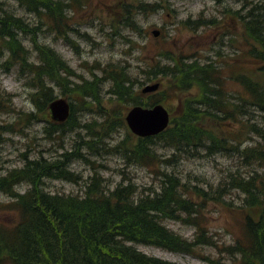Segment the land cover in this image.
I'll return each mask as SVG.
<instances>
[{"label":"rangeland","instance_id":"1","mask_svg":"<svg viewBox=\"0 0 264 264\" xmlns=\"http://www.w3.org/2000/svg\"><path fill=\"white\" fill-rule=\"evenodd\" d=\"M140 2L145 5L140 7ZM0 3L3 11H11L36 25L39 33L33 36L34 40L50 46L69 64L64 68L66 86L56 88L55 94L71 100L73 116L77 118L76 127L65 133L51 136L47 132L49 123L43 120L46 115L37 111L33 102V75L24 69L29 67L21 66L25 63L12 58V50L6 48L0 38V176L16 168H26L29 165L26 158L65 159L66 153L69 156L78 149L85 157L72 161L69 156L63 163L82 180L73 183L51 177L45 180L48 191L84 195L91 177L97 175L95 183L100 186L99 191L115 190L122 182L125 186L133 183L137 187L133 198L137 201L161 195L166 187L165 173L178 175L181 183L187 184L183 189L198 203L202 226L213 244L209 245L211 239L197 244L192 253L158 245L129 244L149 256L178 264H231L227 247H235L237 238L242 237L246 216L258 212L257 207H245L251 197L246 190L247 193L236 188L235 183L237 179L240 182L250 179L254 170L264 173V161L255 159L253 163L257 166H247L235 154H208L205 149L186 153L159 142L155 145L158 160L149 166L146 162L130 163L115 145L129 135L127 141L131 145L124 150L131 154L138 143L139 138L130 133L125 117L133 105H138L135 101L150 102L151 94H142L146 86L161 84L156 95L176 120L184 114L188 103L199 99V89L193 80L184 83L179 75L167 73L175 66L188 68L194 62L200 66L211 63L224 70L225 94L240 93V97L246 98L238 77L262 79L264 65L249 53L251 41L248 42L245 22L253 6H258L264 14V0H88L85 7L68 11V15H72L68 24L75 29L68 33H61L56 23L50 28L49 21L28 12L15 0H0ZM153 4L157 7H152ZM261 18L264 22V16ZM155 30L160 32L158 37L153 34ZM21 38L30 51L28 64L40 66L42 62L34 53L32 38L25 34H21ZM4 61L12 68L3 67ZM74 82L88 84V89H84L95 90L97 99L81 100L75 94L73 98L66 95L65 92L74 88ZM91 83H95V87ZM128 88L127 94L119 95V90L126 93ZM233 102L239 106L242 103ZM35 110L37 112L31 115ZM250 111V116H241L243 125L234 123L231 118L220 121L215 117L214 120L206 114V123L202 126L215 131L246 129L247 123L264 127L263 114L253 107ZM107 127H114L115 132L105 131ZM88 141L93 143L91 150L85 144ZM258 141L259 138L251 134L242 147L254 146ZM57 174L55 172V178ZM26 188L21 185L17 190L23 193ZM179 191L182 199H188L181 188ZM12 201L9 194L0 192V223L11 224L17 219ZM182 216L186 214L181 212L179 218ZM164 219L163 225L185 238L184 241L200 243V230L193 223Z\"/></svg>","mask_w":264,"mask_h":264},{"label":"trees","instance_id":"2","mask_svg":"<svg viewBox=\"0 0 264 264\" xmlns=\"http://www.w3.org/2000/svg\"><path fill=\"white\" fill-rule=\"evenodd\" d=\"M87 2L88 0H19V4L26 10L38 14L43 20L49 21L50 28H53L52 23H56V27L61 33H68V30H71L67 23L69 15L65 12L71 8L74 10L77 7L80 8L81 5ZM139 4H141L140 7L145 5L144 2ZM1 6L0 3V10L3 11ZM259 15L264 16L258 6H253L249 11L246 32L248 42H253H249V44L253 48L256 46L251 51L253 59L264 65V22ZM2 16H0V38L5 43L6 48L12 50L14 59H19L25 63L21 66L29 67L28 69L23 68L32 73L31 85L35 88L33 102L37 110L46 115L43 120L49 123V126L46 127L47 132L54 136L76 127L77 118L73 114L68 122L57 124L51 121L48 111L50 102L56 99L54 84L57 87L66 86L64 60L53 49L40 44L38 40H34L33 36L39 33L36 25L28 23L20 16H15L11 11H3ZM21 34L32 36L33 47H36L38 51H34V53L38 54L40 62H42L40 66L28 64L30 51L20 38ZM39 44L40 47H38ZM197 66L195 64L188 65V68L186 66L182 68L175 66L168 70L167 73H170L171 76L179 75L184 83L193 80L199 87V100L186 105L183 116L179 120L172 121V124L175 125L173 128L157 136L139 139L131 154L124 150L130 147L131 144L120 143L117 148L122 149V156L128 159L130 163H143L145 160L146 164L152 166L158 160L155 145L159 142L173 147L176 151H185L186 153L199 152L201 149L214 154L220 151L233 153L247 166H257L253 163L255 159L264 161L263 126L254 125L250 129L240 130L231 128L228 131H215L202 126L206 123V114H209L211 118L214 117V120L215 117L221 121L231 118L236 123L234 118L242 119V113L247 116L251 115L250 107L258 109L263 114L264 119V69L262 70V79L255 80L250 76L238 78L245 87L247 95L246 99L241 97L242 103L239 106L231 102V95L224 92V85L221 81L223 77L219 70L221 68L218 69L213 65L203 66L202 68ZM91 84L95 87V83ZM132 85L130 84V86ZM73 86L74 88H70L65 92L66 95L73 98L72 94H75L78 96L77 99L81 100H86L89 97L97 99L94 93L95 90L89 89L88 91L84 89V87L88 89V84L80 85V83L74 82ZM113 90L115 92L116 89ZM129 90L130 88L126 93H121L122 91L119 90L118 93L124 95ZM148 99L150 102L138 100L135 101V104L152 106L160 100L158 96H151ZM73 113H75L74 109ZM31 115H34V113H31ZM104 130L110 133L115 132L114 127H107ZM251 134L260 136L262 143L258 141L256 145L242 150L244 142ZM85 144L90 150L93 149V143L88 141ZM66 154L65 159L62 157V159L53 161L26 158V160H29L27 163L29 165L25 166L26 168L13 169L5 176H0V192L9 194L13 199L12 203L13 206L16 205L14 209L18 215V218L11 224L3 225L2 223L1 225L0 223V264H6V262L10 264H178L151 257L126 242L158 245L164 249L190 253L193 252L197 244L208 243L209 239H211L209 245L213 244L212 238L206 236V228L202 226L201 210L198 209V203L193 200V195L188 194L183 189L182 186H187V184L181 183L178 175L165 173L166 187H164L162 194L155 198H143L137 201L133 198L137 191L134 184L120 185L113 192L99 191L100 186H96L95 183L98 178L97 175L91 177V182L86 187L84 195H60V193L48 192L46 182L44 184L43 181L51 177L54 180H66L73 183H79L82 180V177L77 176L71 167L63 161L68 160L70 157L73 161L75 158L85 157V155L81 150L72 152L69 155L70 157L68 156L69 153ZM174 156L176 157L177 154L175 153ZM132 157L134 159H130ZM55 172L58 173L56 178ZM24 183L31 186V190L20 195L15 188L24 185ZM235 185L237 188L246 190L248 193L245 192L251 197V199L248 197V203L245 207H257L258 212L246 216L243 222L244 232L242 237L237 238L235 247L230 246L226 250L232 257L233 264H264V173H257L254 170V173L250 174V179L243 180V182L237 179ZM179 188L183 190L188 199H182L179 196L181 195ZM189 189L190 191L195 190V188ZM73 202L79 205L80 208L76 211L80 212L71 215L69 211L61 213L56 210L57 207L62 208L63 206L66 209L71 208ZM69 203L72 205H68ZM181 212H184L186 216L179 218ZM56 213L58 219H56ZM82 213L87 215L86 219L81 217ZM164 218L188 220L193 223L200 230L198 235L200 243L190 240L188 242L184 241L179 234L163 225ZM41 221L47 222L46 226L40 227ZM69 223L72 226L71 228ZM129 224H131V227H129ZM109 231L111 232L109 233ZM130 234L138 236L134 237ZM102 235L107 237L103 239ZM72 238L76 239L77 242H71ZM72 243L80 245L79 249L72 250V252L76 251L75 257L81 256L80 251L84 250L87 253L94 252L93 257L85 258L82 255L77 261L68 263L71 260L70 258L67 259V262H64L66 257L64 254L57 255V249L64 245L70 246ZM120 246L123 247V250ZM55 247L56 249L53 251ZM50 253L56 254L50 255Z\"/></svg>","mask_w":264,"mask_h":264},{"label":"bare ground","instance_id":"3","mask_svg":"<svg viewBox=\"0 0 264 264\" xmlns=\"http://www.w3.org/2000/svg\"><path fill=\"white\" fill-rule=\"evenodd\" d=\"M15 1H17L18 3H19V0H15ZM87 3H85L84 5H81V7L80 8H83V7H85V5H86ZM157 4H153V6H155V7H157L156 6ZM80 8H76V9H80ZM1 9V8H0ZM71 10V9H70ZM28 11V10H27ZM69 11V10H68ZM68 11L67 12H65V14L67 13L68 14ZM29 12V11H28ZM30 13H32V12H30ZM0 16H2V13H0ZM16 16V15H15ZM72 16V15H71ZM71 16H69V18H68V20L71 18ZM2 17H4V16H2ZM1 18V17H0ZM68 20H67V23H68ZM194 21H196V20H194ZM248 21V20H247ZM28 22V21H27ZM188 22V21H187ZM29 23V22H28ZM194 23V22H193ZM196 23H198V22H196ZM245 23H247V22H245ZM188 24V23H187ZM191 24V23H190ZM69 25V24H68ZM193 25V24H192ZM196 25V24H195ZM69 28L71 29V30H75L71 25H69ZM190 28H192V27H190ZM197 29V28H196ZM52 30V29H51ZM56 31V30H55ZM80 31V30H79ZM76 32V31H75ZM64 35V34H63ZM69 35V34H68ZM83 35H85V33L83 34ZM87 35V34H86ZM26 36H29V37H32L31 35H26ZM155 37H158L159 36V34L158 35H154ZM70 38H71V36H69ZM20 38H21V35H20ZM69 38V39H70ZM22 39V38H21ZM66 39V38H65ZM71 40V39H70ZM23 41V40H22ZM76 42V41H75ZM40 44H42V45H46V46H48L47 44H44V43H40ZM40 44H39V46L38 47H40ZM42 45H41V47H42ZM250 45V49H249V53L251 54V51L256 47H252V45L251 44H249ZM50 46H48V48H49ZM51 48V47H50ZM257 48H258V46H257ZM28 49V48H27ZM29 50V49H28ZM46 50V49H45ZM35 51H37V48L35 47ZM9 54H10V50L9 51H7ZM38 52V51H37ZM43 53V52H42ZM42 53H40V54H42ZM49 53V52H48ZM47 53V54H48ZM44 54V53H43ZM47 54H45V55H47ZM50 56V55H49ZM52 56V55H51ZM53 58H54V56H52ZM13 59H14V57H12ZM30 58H31V55H30ZM40 57L38 56V61L40 62V59H39ZM52 58V59H53ZM63 59V58H62ZM15 60V59H14ZM64 60V59H63ZM64 63H65V66H69V64L64 60L63 61ZM197 62H194V63H192V64H195V65H198V64H196ZM4 64L5 65H3V67H5V68H7L8 69V67L9 68H12L11 66H8L7 65V61H4ZM54 64V63H53ZM57 64H58V62H57ZM191 64V65H192ZM182 65V64H181ZM59 66V65H58ZM186 65H182V67H185ZM204 66V65H203ZM203 66H200V65H198L197 67H203ZM220 71H221V74H222V77H223V79L221 78V81H222V84L224 85V81L226 80V76H224L223 74H224V70L223 69H219ZM52 72V71H51ZM75 76V75H74ZM239 77H241V76H239ZM238 77V78H239ZM49 80V79H48ZM238 82H240L239 80H238ZM241 83V82H240ZM241 85H242V83H241ZM242 87L245 89V87L242 85ZM224 88V87H223ZM33 92V91H32ZM8 95V94H7ZM10 95V94H9ZM239 95H240V93H236V94H232L231 95V98H232V100H231V102H233V101H241V97H239ZM235 96V97H234ZM9 97V96H8ZM56 97V96H55ZM60 98H62V99H66V98H63V97H60ZM247 98V97H246ZM245 98V99H246ZM53 99H54V97H53ZM7 100V99H6ZM197 100H199V99H197ZM242 102V101H241ZM159 105H161V106H163V104H159ZM184 112V111H183ZM244 113H242L241 115H243ZM172 114H171V112H170V116H171ZM245 115V114H244ZM183 116V115H182ZM182 116H180L179 118H181ZM245 116H247V115H245ZM172 117V116H171ZM172 119H173V121L176 119V118H173L172 117ZM221 121V120H220ZM234 121L235 122H237V123H239V124H242V122H243V120L242 119H239V118H237V117H235L234 118ZM82 122V121H81ZM244 123V122H243ZM243 125V124H242ZM254 125H256V126H258V127H260V125L258 124V123H247L244 127L245 128H249L250 129V127H254ZM175 125L174 124H171L170 126H169V128L168 129H170V128H173ZM264 128V127H263ZM128 129H129V131H130V133L132 134V135H134V136H136V137H138L139 139H143V137L142 136H140V135H138L131 127H128ZM163 133V131L162 132H160L158 135H160V134H162ZM255 135V134H254ZM153 136H157V134L156 135H151V136H148V138L149 137H153ZM257 136V135H256ZM258 138H259V142H261L262 143V138L260 137V136H257ZM127 138H129V135L125 138V139H123V140H121L120 142L122 143V142H126V145L129 143V141H127ZM2 141V140H1ZM119 142V143H120ZM119 143L117 144V145H115L116 147L117 146H119ZM112 148H114V146L112 147ZM111 148V149H112ZM245 148H247V147H242L241 149L242 150H244ZM81 149V148H80ZM122 150V149H121ZM78 151H79V149H78ZM207 152V151H206ZM208 153V152H207ZM217 153H227V152H224V151H220V152H217ZM208 154H214V153H208ZM216 154V153H215ZM227 154H229V155H234L233 153H227ZM144 157V156H143ZM142 157V158H143ZM146 158V157H145ZM136 161V160H135ZM144 162H145V160H144ZM137 163V162H136ZM139 163V162H138ZM260 167H262V166H260ZM20 168H24V167H20ZM20 168H16V169H20ZM262 168H264V167H262ZM15 170V169H14ZM10 173V172H9ZM164 176V175H163ZM50 180V179H49ZM57 180V179H56ZM59 180V179H58ZM42 181V180H41ZM45 181H43V183H44ZM37 183H39V182H37ZM37 183H36V185H37ZM42 183V182H41ZM42 183V184H43ZM25 184V183H24ZM45 184V183H44ZM122 184H125L124 182H122ZM121 184V185H122ZM130 184H133V183H128V185H130ZM27 186V185H26ZM29 186V185H28ZM118 186H120V185H118ZM117 186V187H118ZM31 186H29V188H26V190H24V192L22 193V191L21 192H17L18 194H20V195H22V194H25L26 192L28 193V190H31V188H30ZM42 187V186H41ZM116 187V188H117ZM236 187V186H235ZM37 188V187H36ZM115 188V189H116ZM237 188V187H236ZM18 189V187H16V191H18L17 190ZM241 189V188H240ZM109 192H113L114 190H108ZM107 191V192H108ZM46 192H47V190H46ZM49 192V191H48ZM51 194V193H50ZM110 194V193H109ZM61 195V194H60ZM97 195V194H96ZM111 195V194H110ZM93 196H94V194H93ZM99 196V195H98ZM174 196V195H173ZM12 197H14V196H12ZM111 197V196H110ZM109 197V198H110ZM19 199V198H18ZM99 199V198H98ZM113 199V198H112ZM165 199H167V198H165ZM170 200V199H169ZM172 200V199H171ZM119 201V200H118ZM165 201V200H164ZM103 202V201H102ZM173 202V201H172ZM15 203H17V202H15ZM56 203V202H55ZM176 203V202H175ZM174 203V204H175ZM118 204H120V203H118ZM55 205V204H54ZM60 205V204H59ZM67 205V204H66ZM68 205H72L71 203H69ZM132 205V204H131ZM14 206L16 207V205L14 204ZM63 207H65V206H63ZM60 208V207H57L56 208V210L57 211H59V212H61V213H64L65 211H69V213L71 214V215H73V213L75 214L76 212H80V211H76V209H78V208H80L79 207V205L78 204H76V202H73V207H71V208H68V209H66V208ZM70 207V206H69ZM132 207V206H131ZM134 207V206H133ZM135 208V207H134ZM248 208V207H247ZM55 209V208H54ZM135 210V209H134ZM55 211V210H54ZM54 211H53V214H54ZM54 216V215H53ZM82 218H85L86 219V217H87V215L85 214V213H82V216H81ZM147 217V216H146ZM52 218V217H51ZM59 217H58V215H57V213H56V219H58ZM179 220H181V219H179ZM45 224H47V222L46 223H44L43 221H41V223H40V227L41 226H46ZM1 225H2V223H1ZM0 225V226H1ZM3 225H4V223H3ZM124 225V224H123ZM130 226L129 227H131V224H129ZM69 226H70V223H69ZM72 226H70V228H71ZM123 227V226H122ZM121 227V228H122ZM125 229V228H124ZM128 229V228H127ZM126 231V230H125ZM111 231H109V233H110ZM71 233V232H70ZM109 235V234H108ZM126 235V234H125ZM131 236H134V237H137L138 235H132V234H130ZM90 236V235H89ZM88 236V237H89ZM122 236V235H121ZM87 237V236H86ZM107 237V236H106ZM106 237H103V235H102V238L103 239H105ZM127 237H128V235H127ZM182 237V236H181ZM183 238V237H182ZM123 239L125 240V238L123 237ZM183 239H185V238H183ZM130 240V239H129ZM73 241H76L77 242V240L76 239H74V238H72V240H71V242H73ZM117 243H118V241H117ZM128 245H130V246H133V245H131V244H129V242H126ZM130 243H136V242H130ZM122 244V243H121ZM236 245H237V242H236ZM79 244H76V243H72L70 246H67V245H64L63 247H60L59 249H57L58 250V253H57V255H62V254H64V256L66 257V259H64V262H67V259L69 260L70 258H71V260H69V262L68 263H71V262H73V261H77V259H80L81 257H82V255H84L85 256V258H91V257H93V255H94V252H89V253H87L85 250L84 251H80V254H82L81 256L80 255H78L77 257H75V252H72V250H76V249H79ZM117 246V245H116ZM119 246V245H118ZM120 247H122V246H120ZM134 247V246H133ZM134 248H136V247H134ZM55 249H56V247L53 249V251H55ZM121 249V248H120ZM137 249V248H136ZM86 250H87V248H86ZM122 250H123V247H122ZM137 250H139V249H137ZM140 251V250H139ZM95 252H97V251H95ZM140 252H142V251H140ZM144 253V252H143ZM54 254H56V253H54ZM54 254H52V253H50V255H54ZM144 254H146V253H144ZM148 255V254H147ZM127 256V255H126ZM151 257H153V256H151ZM156 258H158V257H156ZM73 259V260H72ZM104 259H106V258H104ZM112 259H113V257H112ZM163 260V259H162ZM115 261V260H114ZM102 262V261H101ZM100 262V263H101ZM109 262V261H108ZM118 263H119V261H117ZM107 263V262H106ZM6 264H10V263H8V262H6ZM104 264V263H103ZM122 264V263H121ZM231 264H233V259H232V263Z\"/></svg>","mask_w":264,"mask_h":264},{"label":"water","instance_id":"4","mask_svg":"<svg viewBox=\"0 0 264 264\" xmlns=\"http://www.w3.org/2000/svg\"><path fill=\"white\" fill-rule=\"evenodd\" d=\"M159 32H155L158 35ZM159 88V84L148 86L144 89V93L154 92ZM50 108L52 110L53 119L58 122H65L70 115V105L67 100L59 99L54 101ZM129 126L140 136L148 137L159 134L169 125V114L166 109L157 105L153 109H143L135 107L127 117Z\"/></svg>","mask_w":264,"mask_h":264}]
</instances>
